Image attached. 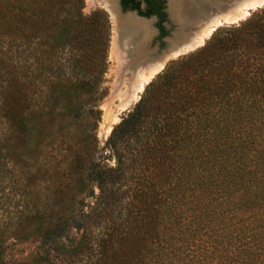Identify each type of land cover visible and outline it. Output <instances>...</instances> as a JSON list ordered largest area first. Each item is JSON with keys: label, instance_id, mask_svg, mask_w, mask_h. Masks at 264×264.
Returning a JSON list of instances; mask_svg holds the SVG:
<instances>
[{"label": "trees", "instance_id": "16d2710c", "mask_svg": "<svg viewBox=\"0 0 264 264\" xmlns=\"http://www.w3.org/2000/svg\"><path fill=\"white\" fill-rule=\"evenodd\" d=\"M40 1L0 2V37L15 51L0 48V115L33 132L49 127L35 118L87 121L94 142L83 173L92 204L39 224L42 245L61 244L63 264H264V16L165 67L99 150L107 16L82 17V0ZM55 22L56 46H37Z\"/></svg>", "mask_w": 264, "mask_h": 264}, {"label": "rangeland", "instance_id": "374dc122", "mask_svg": "<svg viewBox=\"0 0 264 264\" xmlns=\"http://www.w3.org/2000/svg\"><path fill=\"white\" fill-rule=\"evenodd\" d=\"M16 1L18 0H0V2L12 4H15ZM42 1L45 0H41L40 2ZM111 1L119 3L118 0ZM177 1L179 0H166L165 2L164 12L167 19V21L163 23L166 29L165 36L168 35V31L170 33L177 27V19L192 17V13L189 11L192 8V3L198 5L199 1L204 2L206 0H184L183 2L187 3L185 12L181 9L177 10ZM181 7L182 6H180V8ZM100 11L107 16L108 37L106 47V70L103 75L106 94L97 104L101 111V116L97 123L96 130L93 132L99 150L103 148L112 128L120 121L121 116L133 107L144 90L139 92L133 101L124 109L115 108L118 104V98L112 100L114 105L111 106L114 109L116 118L111 124L108 122L106 127L110 126V129L105 131L106 127L103 125L104 120H106L105 111L108 108V103L111 99L110 95L115 88L116 80L120 78V76L123 79L131 78L132 69L129 71L126 70L123 73L120 72L119 74V68L121 67V60L119 61L120 50L116 48V43L114 41V19L112 14L109 13L105 6L99 3L89 4V0H82V17H90L93 16L95 12ZM252 15L254 18L263 17L264 5L251 9L247 17L242 20L234 23L225 22L217 26L196 50L190 51L186 55L169 59L165 67L183 60L185 56L187 57L195 53L207 44L213 35L218 34L219 36L220 34V36H223L225 33L222 31L243 23ZM130 16L132 17V15L129 14H122L120 17L126 18ZM75 18H77L76 15L73 19ZM168 21L172 23L171 26ZM83 22L78 21L76 23L78 25L77 27H83ZM143 22L145 23L144 25L148 27L147 30L149 35H151L150 38L147 39V44L144 48L147 54H152V51L156 49L159 42L158 31L155 25L157 19L155 17H150ZM53 24L47 32H37L40 40H33L37 46H42L43 49H49V47H54V45L56 46L55 34H57L59 28L55 26L56 22ZM86 30L87 29L83 27V31L86 32ZM99 30L100 29L96 27L95 33ZM35 31L38 30L29 29L28 33H33ZM96 38L97 34L95 38L91 40L93 46L98 48L101 44ZM26 42H30V37L26 38ZM0 48L5 51L7 57L15 55L14 44L10 37H0ZM143 56L142 58H140V56L138 57L137 54L129 56V66H132L136 62H148ZM26 62L29 64L30 59H27ZM29 68L31 69V65H29ZM156 75H154L149 82ZM126 85L127 83L121 85L122 89H125ZM58 107H60V104H58ZM39 121L49 122V127L38 125ZM34 122L40 127L39 130L35 127V132L31 131L29 128L23 131L17 126H12L9 121L5 120V118L0 115L1 236L7 243L6 260L10 264H63V262L70 258L69 253L63 250L64 248L61 244L54 241L42 245L38 237V226L62 211L72 207H79V202L81 200L84 201V205H88V203L92 204L93 199L85 197L84 195L88 192V185L83 181L87 155L94 147L92 132L85 126V122L87 121H82L76 128L72 129L60 128L58 126V121L55 118L49 119L48 116H46V118H35ZM77 157L84 158L83 160L79 159L78 163ZM77 164L78 166L75 167ZM71 234L76 238L78 237L73 231H71ZM45 250H49V252L47 253ZM73 259L76 260V256H71V260Z\"/></svg>", "mask_w": 264, "mask_h": 264}, {"label": "bare ground", "instance_id": "6f19581e", "mask_svg": "<svg viewBox=\"0 0 264 264\" xmlns=\"http://www.w3.org/2000/svg\"><path fill=\"white\" fill-rule=\"evenodd\" d=\"M183 1L184 0L177 1V10L180 9V6L184 3ZM210 1L217 2L220 0ZM229 1V5L224 6L222 11H214L210 13V15L208 14L209 11L201 10L199 13L201 21L197 25L192 41H189L184 51L190 50L192 46L201 45L204 39L222 23H234L242 20L249 14L251 9L264 5V0ZM93 3H99L105 6L114 19V41L116 43V48L120 50L119 61L121 60L119 74L120 72L123 73L126 70L129 71L132 69L131 78L123 79L118 74L120 78L116 80L115 88L111 93V99L108 103V108L105 111L106 120H104L103 125L106 127L108 122L111 124L116 118L114 109L111 106L114 105L112 100L118 98V104L115 108L124 109L133 101L136 95L144 89L149 80L163 67L164 60L156 59L144 63L141 61L129 66V56L137 54L138 57L140 56V58H142V56L146 54L144 47H146L147 39L151 36L147 30L148 27L144 25L143 19H137L134 16L121 18L118 15L116 4L111 0H89V4ZM176 54V52H173L171 58L175 57ZM126 83L125 89H122L121 85H125ZM109 129L110 126L106 127L105 131Z\"/></svg>", "mask_w": 264, "mask_h": 264}, {"label": "water", "instance_id": "95a60500", "mask_svg": "<svg viewBox=\"0 0 264 264\" xmlns=\"http://www.w3.org/2000/svg\"><path fill=\"white\" fill-rule=\"evenodd\" d=\"M170 1H173V0H170ZM229 3H230L229 0H220L217 2H211L210 0H206L204 2L199 1L198 5H194L192 3V8L191 10H189L190 13H192V17H189L187 19H179V20L177 19L176 20L177 27L174 28V30L170 33L168 31L167 36H163L158 39L159 41L158 45L156 46V49L152 51V54L151 53L147 54L146 52V55L143 56L145 57V59H147L146 61L148 62H150L151 60H156V59L164 60L163 67L156 74L160 73L164 69L169 59H174L182 55H186L190 51H194L199 46H201V45L194 46V47L192 46L190 50L184 51L189 41H192L193 39L192 37L194 36V32L197 28V25L201 21L199 17V13L201 12V10L207 11V12L209 11L208 14L210 15V13H213L214 11H222L223 7L229 5ZM115 4L118 10V14L120 16H122V14H129V15L136 17L137 19H143V20L149 19V18L140 16L136 11H132V10L123 11L119 3L115 2ZM181 6L182 7L180 9L185 12L187 3L184 2ZM168 23L170 26L172 25L170 21H168ZM173 52H176L177 54L175 57L171 58V54Z\"/></svg>", "mask_w": 264, "mask_h": 264}, {"label": "flooded vegetation", "instance_id": "af4514ba", "mask_svg": "<svg viewBox=\"0 0 264 264\" xmlns=\"http://www.w3.org/2000/svg\"><path fill=\"white\" fill-rule=\"evenodd\" d=\"M118 2L123 11H127L126 9L131 8L134 4H138V10L132 11H136L137 13L140 11L143 14L151 12L150 16L146 18L155 17L157 19L155 25L158 31V37H163L161 35L162 32L163 34H166V29L163 24L167 21L166 14L164 12L166 0H118Z\"/></svg>", "mask_w": 264, "mask_h": 264}]
</instances>
